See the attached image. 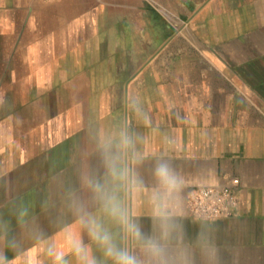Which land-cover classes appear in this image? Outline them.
<instances>
[{
	"label": "crops",
	"instance_id": "1",
	"mask_svg": "<svg viewBox=\"0 0 264 264\" xmlns=\"http://www.w3.org/2000/svg\"><path fill=\"white\" fill-rule=\"evenodd\" d=\"M182 1L191 8V28L183 33V41L176 31L164 38L159 34L158 44L144 31L137 32L131 48H120L116 63L117 56L107 49L98 66L125 68L124 81L135 85L124 95L122 124L130 126L136 150L143 156L136 170L144 185L129 193L127 203L143 229L152 232L156 227L150 202L155 187L152 169L165 160L185 181L173 218L180 241L191 250L192 264H207L197 243L201 237L216 249L213 264H264V0ZM4 9L0 0V10ZM225 53L231 59L225 60ZM133 99L134 109L128 102ZM64 156L62 152L51 164L40 156L39 169L36 163L23 168L25 192L31 196L24 208L44 240L21 228L16 219L21 210L12 216L14 221H7L0 207V226L19 242L18 249L9 250L1 241L0 250L15 257L17 264H51L47 254L51 240L68 251L60 229L76 226L70 214L61 215L63 200L69 190L87 194L66 180L65 170H60ZM75 160L71 167L76 172L79 157ZM83 164L84 170L85 160ZM233 177L239 181L234 215L205 219L190 210L193 188L224 185ZM84 240L89 242L86 234Z\"/></svg>",
	"mask_w": 264,
	"mask_h": 264
},
{
	"label": "rangeland",
	"instance_id": "2",
	"mask_svg": "<svg viewBox=\"0 0 264 264\" xmlns=\"http://www.w3.org/2000/svg\"><path fill=\"white\" fill-rule=\"evenodd\" d=\"M3 5L0 207L4 219L14 221L12 216L31 199L22 178L25 166L36 163L39 169L36 158L44 156L51 164L63 152L60 170L83 192V160L84 170L103 172L97 137L122 127L130 130L122 124L121 109L135 85L124 81L125 68L98 67L104 50H113L116 63L120 48H131L143 31L153 43L162 41L159 34L164 38L175 31L183 41L191 28V8L182 0H3ZM224 58L231 59L227 53ZM128 102L134 109L135 99ZM75 157L76 172L71 167Z\"/></svg>",
	"mask_w": 264,
	"mask_h": 264
},
{
	"label": "clouds",
	"instance_id": "3",
	"mask_svg": "<svg viewBox=\"0 0 264 264\" xmlns=\"http://www.w3.org/2000/svg\"><path fill=\"white\" fill-rule=\"evenodd\" d=\"M135 111L147 122L139 108ZM136 142L126 127L97 137L103 172L85 169L80 173L87 195L75 190L66 193L61 215L70 214L76 227L65 224L60 229L67 252L55 240L48 242L51 264H192L191 250L180 241L173 218L185 181L169 162L158 160L152 169L155 187L150 202L155 229L146 232L128 206L129 193L144 185L136 170L143 161ZM18 223L34 239L44 240L43 231L28 220L27 208L19 212ZM0 241L9 250L19 248V242L8 237L6 226H0ZM197 243L207 264H213L216 249L211 242L201 237ZM0 264H17V260L0 250Z\"/></svg>",
	"mask_w": 264,
	"mask_h": 264
},
{
	"label": "built area",
	"instance_id": "4",
	"mask_svg": "<svg viewBox=\"0 0 264 264\" xmlns=\"http://www.w3.org/2000/svg\"><path fill=\"white\" fill-rule=\"evenodd\" d=\"M238 184V178L233 177L224 185L195 187L189 194L188 206L193 213L205 219L230 217L237 208Z\"/></svg>",
	"mask_w": 264,
	"mask_h": 264
}]
</instances>
